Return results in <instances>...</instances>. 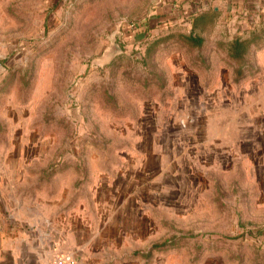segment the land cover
<instances>
[{
    "label": "rangeland",
    "instance_id": "rangeland-1",
    "mask_svg": "<svg viewBox=\"0 0 264 264\" xmlns=\"http://www.w3.org/2000/svg\"><path fill=\"white\" fill-rule=\"evenodd\" d=\"M214 4L0 0V217L54 255L264 264V13Z\"/></svg>",
    "mask_w": 264,
    "mask_h": 264
},
{
    "label": "crops",
    "instance_id": "crops-1",
    "mask_svg": "<svg viewBox=\"0 0 264 264\" xmlns=\"http://www.w3.org/2000/svg\"><path fill=\"white\" fill-rule=\"evenodd\" d=\"M208 10L226 11L232 14H247L249 11L264 13V0H214ZM19 216L0 217V264H49V260L58 251L59 240L51 232L28 230ZM57 245V246H56ZM78 250H70L77 258V264H107V260L98 256L94 247L84 243ZM149 254L155 249L147 248ZM145 260V259H143Z\"/></svg>",
    "mask_w": 264,
    "mask_h": 264
},
{
    "label": "built area",
    "instance_id": "built-area-1",
    "mask_svg": "<svg viewBox=\"0 0 264 264\" xmlns=\"http://www.w3.org/2000/svg\"><path fill=\"white\" fill-rule=\"evenodd\" d=\"M49 264H77V260L73 254L64 253L54 255L48 262Z\"/></svg>",
    "mask_w": 264,
    "mask_h": 264
},
{
    "label": "trees",
    "instance_id": "trees-1",
    "mask_svg": "<svg viewBox=\"0 0 264 264\" xmlns=\"http://www.w3.org/2000/svg\"><path fill=\"white\" fill-rule=\"evenodd\" d=\"M216 11H213V13H215ZM234 53H236L235 51H233ZM162 246H157L156 244L155 245H153V246H151L150 247V249H159V248H161ZM163 249V248H162Z\"/></svg>",
    "mask_w": 264,
    "mask_h": 264
},
{
    "label": "water",
    "instance_id": "water-1",
    "mask_svg": "<svg viewBox=\"0 0 264 264\" xmlns=\"http://www.w3.org/2000/svg\"><path fill=\"white\" fill-rule=\"evenodd\" d=\"M2 69V65L0 64V70Z\"/></svg>",
    "mask_w": 264,
    "mask_h": 264
}]
</instances>
